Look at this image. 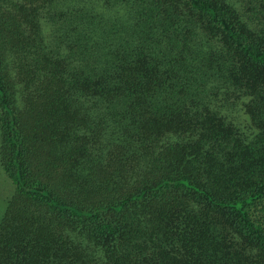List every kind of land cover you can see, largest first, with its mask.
Listing matches in <instances>:
<instances>
[{"label": "trees", "instance_id": "1", "mask_svg": "<svg viewBox=\"0 0 264 264\" xmlns=\"http://www.w3.org/2000/svg\"><path fill=\"white\" fill-rule=\"evenodd\" d=\"M0 167V264H264V0H0Z\"/></svg>", "mask_w": 264, "mask_h": 264}, {"label": "rangeland", "instance_id": "2", "mask_svg": "<svg viewBox=\"0 0 264 264\" xmlns=\"http://www.w3.org/2000/svg\"><path fill=\"white\" fill-rule=\"evenodd\" d=\"M18 89H20V86H18ZM236 94L237 92L233 94L217 92L214 97L210 95L207 99L209 102L208 107L211 111H217L218 115L224 119L226 124L229 125V130L233 136L248 140L255 129L247 109L250 96ZM20 98L24 101L22 95ZM12 192L13 184L0 167V213L4 209L5 201Z\"/></svg>", "mask_w": 264, "mask_h": 264}]
</instances>
